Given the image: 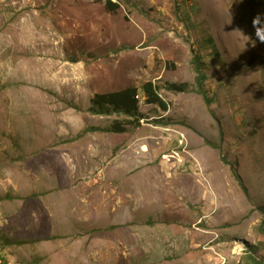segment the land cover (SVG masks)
<instances>
[{"label": "rangeland", "instance_id": "374dc122", "mask_svg": "<svg viewBox=\"0 0 264 264\" xmlns=\"http://www.w3.org/2000/svg\"><path fill=\"white\" fill-rule=\"evenodd\" d=\"M112 1L0 0V264L264 263V0Z\"/></svg>", "mask_w": 264, "mask_h": 264}, {"label": "trees", "instance_id": "16d2710c", "mask_svg": "<svg viewBox=\"0 0 264 264\" xmlns=\"http://www.w3.org/2000/svg\"><path fill=\"white\" fill-rule=\"evenodd\" d=\"M105 7L114 11L118 4L112 0H105ZM215 52L217 53L216 49ZM194 70L197 74L196 84L198 91L203 95L206 102L209 104L210 100L206 96L205 91L202 88V82L205 79V75L201 68V61L198 56L193 58ZM187 83H168L165 87L171 91H184ZM138 87L128 86L121 90L111 91L106 93H95L91 98V104L89 110L94 114H111L113 112H123L129 117H136L139 119L141 113L139 111V104L136 95ZM158 87L152 82H145L141 85L140 91L147 103L158 105L162 110H167V104L158 95ZM139 97V95H138ZM131 122V121H130ZM103 131L109 132H124L125 127L122 126L121 122L114 120L109 126L104 128H98ZM251 251V250H250ZM255 264L261 263L258 259H254Z\"/></svg>", "mask_w": 264, "mask_h": 264}, {"label": "built area", "instance_id": "2783aa9c", "mask_svg": "<svg viewBox=\"0 0 264 264\" xmlns=\"http://www.w3.org/2000/svg\"><path fill=\"white\" fill-rule=\"evenodd\" d=\"M136 97L138 98V95H136Z\"/></svg>", "mask_w": 264, "mask_h": 264}]
</instances>
